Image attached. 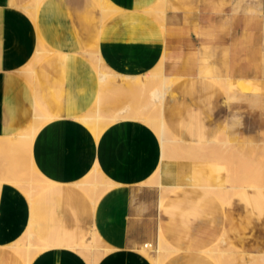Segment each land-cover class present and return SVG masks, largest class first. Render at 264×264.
Instances as JSON below:
<instances>
[{
	"label": "crops",
	"instance_id": "0c3cea01",
	"mask_svg": "<svg viewBox=\"0 0 264 264\" xmlns=\"http://www.w3.org/2000/svg\"><path fill=\"white\" fill-rule=\"evenodd\" d=\"M28 1L0 0V135L24 130L37 106L53 115L36 133L32 157L56 185L37 197L31 216L22 191L11 183L2 185L0 264H25L6 245L22 235L30 218L35 233L55 246L32 264L94 262L95 255L104 252L101 246L85 256L67 248L93 228L107 248L97 264H154L138 249L147 241L159 242L160 234L165 240L160 264H218L209 251L222 236L240 252L264 253V217L259 222L263 190L247 193L243 206L232 200L224 207L205 189L224 180L211 172L209 162L174 166L164 185L179 173H191L192 178L160 205L155 229L153 209L145 205L147 194L159 186L141 183L161 162L159 136L147 123L126 119L108 126L99 140L81 118L91 114L100 93L94 54H89L96 47L103 63L105 59L122 75L150 72L164 53L185 55L187 66L170 64L171 72L195 78L201 62L223 77L245 80L252 93H264V0H110L118 9L115 13H106L98 0H44L37 18L30 14ZM156 7L165 11L162 19ZM186 101L190 103V97ZM166 108L167 103L165 116ZM97 162L120 184L93 204L77 181Z\"/></svg>",
	"mask_w": 264,
	"mask_h": 264
},
{
	"label": "rangeland",
	"instance_id": "374dc122",
	"mask_svg": "<svg viewBox=\"0 0 264 264\" xmlns=\"http://www.w3.org/2000/svg\"><path fill=\"white\" fill-rule=\"evenodd\" d=\"M92 1L94 2V0ZM26 3H30V5H32V0H29ZM162 58L165 60L163 66L164 72L170 75L171 77L173 76L172 78L173 80H171L172 86L168 93L166 122L169 125L172 136L176 135L177 137L185 140V142L183 143L172 144L173 150L170 156L172 164L170 170L165 174V177L168 174L169 175L171 174L172 170L174 169V166L186 164L188 161L194 160L198 162H209L211 166L210 167L211 172L223 175L224 176L223 183H225L226 185L229 184V187L226 192H219L217 189L212 188L210 184H207L206 185L207 187L205 189L209 190L210 192L214 191L213 194H216V196L221 200L222 205L224 207H227L232 200L234 203L238 204L239 206L245 205L244 200L246 199L247 193H250L255 189H261L264 191V171H262L264 170V166H262L263 165L262 162H264V148H263L264 147V93L262 91H255L254 93H252L249 84L244 82L243 86L241 87L236 82L237 79H233L228 76L223 77L219 74L217 68L208 65L203 66L201 62H200V72L198 76H196L195 78L193 76H188L185 72H178V71L171 72L168 68L170 64H175L176 66L179 67L182 66L185 68L188 62L187 56L183 55L180 57H172L171 55L164 53V56ZM90 60L92 61L91 58ZM104 62L106 63L105 59ZM150 72L144 75H148ZM226 78H230L232 81L226 82L228 83L226 84L224 82L225 81L224 79ZM218 79H220L219 80L220 83ZM221 81L224 82V85H222L223 83ZM155 83L157 86L159 85L158 81H147L146 85H142L141 83L134 84L132 86H128V89L127 86L125 88V86L120 87V86L112 85L111 88L109 87V89L112 91L108 89L107 95L102 100L101 112L106 116H111L114 113H116L118 110L126 106H130L132 109L138 111L150 110V109H146L144 106L146 105V102L148 100V94L150 92L148 90H151L155 86ZM211 84L212 86H210ZM225 84L229 86L230 91L229 90L228 91L231 93L227 91L228 87L222 88L226 86ZM135 88H137V90H135ZM208 89L209 91H207ZM145 92L147 94H144ZM188 97H190L191 99L190 103H187L186 101ZM220 97H223L221 103L219 102ZM134 104H136L135 106L136 108L134 107ZM142 104L143 106L141 107ZM96 107L97 104L92 110L91 114L95 112ZM135 120L142 121L141 119H135ZM216 136L220 142H218L217 139L216 140L214 139L215 140L214 145L203 144L205 140L213 139ZM200 141L201 144L199 143ZM221 141H223V143L227 147H225L224 144L221 143ZM226 141H230V142H226ZM231 141H233L232 142L233 144L231 143ZM244 143L247 144L244 145ZM229 145L231 147H229ZM22 146L23 147L20 146L21 148L19 147L16 150H14L13 156L15 158H18L17 163L23 160L21 163L24 165V167H27L29 165L28 164L29 158L26 148L24 147V145ZM237 146L238 148H236ZM242 146H245L244 148L246 149L240 148L239 150V147ZM237 150H239L240 152L243 151L244 157L242 152L241 153L239 152L241 154L239 155ZM246 150H248V153H253V154H250L249 156ZM187 155L188 157H186ZM3 158L4 156L1 154L0 160L1 159L3 160ZM220 165L222 167H220ZM227 173H229L230 175H228ZM191 176H192L191 173H186V172L179 173L177 177L174 179V182L169 183L167 186L163 185V187L157 184L158 181L157 177L153 179V181L155 180L154 183L151 181L145 184L148 186H153V185L159 186V187H154L150 191V193L147 194L148 204L145 205L152 207L153 209L151 213L152 215H154L155 229L157 226V217L160 209V202H159L160 197L164 195L166 199V197L171 192L179 188L177 187L176 189H174L173 187L174 184H178V183L182 184V182L185 180H191L192 178ZM230 179L233 180L231 181ZM252 181L255 182L256 184L253 183L254 185H252ZM247 185L248 186L250 185L252 187H248ZM221 193L222 195H220ZM241 199L244 200L241 201ZM44 202L47 203L48 200ZM263 217L264 214L259 222L262 221ZM150 242L153 243V246L148 248L146 247L145 248L146 251L144 252V254L147 255L148 257L151 256L152 258H154L157 256L156 248L158 245V239L156 238L155 241H147L142 245L148 243L150 244ZM100 246L101 249L106 253L107 248L105 244L102 243L100 244ZM214 247H218L226 251H229L231 249L233 250L232 252L236 254L237 261L233 260L228 264H232V263L244 264L245 261L248 262L249 260H251L248 257L245 261H241L240 259L241 252L234 246V244L231 243V241H229L226 238V236H222ZM160 256L161 258L165 256L164 251L160 253ZM257 263L264 264L262 262H257ZM218 264L220 263L218 262Z\"/></svg>",
	"mask_w": 264,
	"mask_h": 264
},
{
	"label": "bare ground",
	"instance_id": "6f19581e",
	"mask_svg": "<svg viewBox=\"0 0 264 264\" xmlns=\"http://www.w3.org/2000/svg\"><path fill=\"white\" fill-rule=\"evenodd\" d=\"M43 1L44 0H32V5H30V3H29L30 7L28 8V10H29L30 14L34 18H37L38 8L40 7V4ZM98 1L101 3L102 9L106 13H109V12L110 13H115V12L118 11V9L113 5V3L110 0H98ZM160 2H161V0H160ZM26 7H28V5ZM155 9L157 10V7ZM155 9H154V12L156 11ZM162 11H164V10H162ZM162 11L160 12L159 10H157L155 12L156 15L159 18H161V19L163 18V14H162L163 12ZM152 13H150V14H152ZM89 54H94V58H95L94 65L97 68V70L99 72V76H100V93H99L98 99L96 100L97 101V107H96L95 112L93 114H89V115L83 116L81 118L97 134L99 140H100L101 136L103 135L104 130L109 125H111L112 123L117 122L119 120L141 119L142 121L146 122L157 133V135L160 138V143H161V162H160L157 170L154 172V174H152V176L149 179H147L146 181L142 182L141 185H145V184H147L148 182H151V181L154 183L155 180L153 181V179L157 177V179H158L157 184L159 186L163 187V185L165 184V181H164L165 180V174L170 170L171 164H172L171 157H170L171 154H172V150H173V145L172 144L185 142L184 139L179 138L176 135L175 136L171 135V130L169 128L168 123L166 122L165 107H166V103L168 101V93H169L170 88L172 86V81L171 80H173L172 79L173 76L171 77L170 75H168V74H166L164 72V67L163 66H164V61L165 60L162 58L160 60L159 64L153 70H151V72L148 75L140 76V75H134L133 74L134 75L133 76V75H127V74L126 75L119 74L114 69H112L111 67H109L105 63H103V61L101 60V57H98L100 55H99V51H98L97 47L94 48L93 51H91ZM34 70H35V68L33 66L30 67L29 74H28L29 77L33 75ZM180 78H182V77H180ZM174 79H175V76H174ZM214 80H215V78H214ZM219 80L220 79H218V81ZM224 80L223 81L225 83L232 81L231 79H224ZM147 81H158V83H159L158 86L155 83V86L153 88L150 87L152 89L148 90L150 92L148 94L147 102L145 100L146 105L144 107L146 109H150L152 111H150V110L138 111V110L132 109L130 106H126L124 108H121L120 110H118L116 113H114L111 116H106V115H104L101 112V103H102V100L107 95L109 87L111 88V86L113 85V86H120V87L125 86V88H126V86H127V89H128V86H132L134 84H140L141 83L142 85H146ZM218 81H217V83H218ZM224 82H222L223 84L222 83L221 84L224 85ZM236 82L238 83L239 86L242 87L244 82H245V80L237 79ZM219 83H220V81H219ZM226 84H228V83H226ZM210 86H212V84ZM133 87H135V86H133ZM227 87H228V89H227V91H228L229 90V86L226 85V86H224L222 88H227ZM143 89H142V92H143ZM131 90H132V88H131ZM135 90H137V88H135ZM224 90H226V89H224ZM110 91H112V90H110ZM207 91H209V89ZM236 91H237V89H236ZM211 92H212V90H211ZM245 92H246V90H245ZM229 93H231V92H229ZM144 94H147V93L145 92ZM211 94H213V93H211ZM118 96H119V94H118ZM242 100H243V98H242ZM135 106H136V104H134V107ZM142 106H143V104L141 105V107ZM53 118H54L53 115L48 114L41 107L37 106L36 109H35L34 117H33L32 121H31V123L24 130H22V131H20V132H18L16 134H13V135H5V136H1L0 135V155L2 154L4 156L3 160L2 159L0 160V194H1V190H2V185L4 183H11V184L15 185L17 188H19L22 191L23 196L28 201L29 210H30V216H31L32 206L34 205V202L36 201L37 197L40 194H42L43 192H45L47 190L49 191V189H51L53 186L56 185V182H54V180H50V179L46 178V176L43 175L39 171V169L37 168V165L33 161V157H32V149H33L32 146H33V142H34V138L36 136V133L38 132V130L45 123L49 122ZM177 129H178V127H177ZM43 137H45V135L42 136V138ZM203 139H204V137H203ZM214 139L216 140L217 136L214 137L213 139H207L205 141L203 140L204 141L203 144L204 145H209V144H213L214 145V143H215ZM217 141L220 142L218 139H217ZM226 142H230V141H226ZM232 142L233 141H231V143ZM199 143L201 144V141ZM221 143L224 144L223 141H221ZM246 144L247 143H244V145H246ZM22 145H24V147L26 148V151H27V154H28V158H29V163H28L29 165L27 167H24V165L21 163L23 160H21L19 163H17L18 162V160H17L18 158H15L13 156L14 150L19 148L20 146L23 147ZM224 146H225V144H224ZM238 146L236 148H238ZM225 147H227V146H225ZM229 147H231V146L229 145ZM244 147L245 146L239 147V150H240V148H244ZM228 149H230V148H228ZM232 149H233V147H232ZM244 149H246V148H244ZM239 150H237L238 154L241 155L240 154L241 152L243 154V151L240 152ZM248 150H246L247 153H248ZM249 152H251V151H249ZM248 154L250 156V154H253V153H248ZM20 157H21V155H20ZM90 157H91V155H90ZM186 157H188V155ZM243 157H244V154H243ZM222 163H223V161H222ZM262 163H263L262 166H264V162H262ZM223 165H224V163H223ZM220 167H222V166L220 165ZM93 168L94 169L91 171V173L90 174L88 173L87 176H85V178L82 181H80L79 183L77 181V185L91 196L93 204L94 203L97 204V201L104 194H106L111 188L119 185L120 183L117 182L116 180L108 177L102 171L101 165H100L99 162H97L96 166L93 167ZM262 171H264V170H262ZM227 174L230 175L229 173H227ZM225 176H226V174H225ZM230 180L232 181L233 179H230ZM259 181H261V180H259ZM253 183L256 184L255 182L252 181V185H254ZM208 184H210V186L212 188L217 189L219 192H226L228 190V187H229V184L226 185L223 182L222 183L221 182H219V183H208ZM180 186H181L180 183L173 185L174 189H176L177 187H180ZM248 187H252V186L249 185ZM74 191H76V189ZM218 191H216V192H218ZM213 192L214 191H212V193ZM70 194H71V192H70ZM70 194H69V196H70ZM220 195H222V193ZM39 199H40V196H39ZM42 199H43V197H42ZM42 199H41V201H42ZM50 199H51V197H50ZM164 200H165V197L163 195V196L160 197V200H159L160 205L163 204ZM41 206H43V205H41ZM95 206L96 205H94L93 209H95ZM57 208H58V206H57ZM48 215H49V213H48ZM46 222H47V220H46ZM51 226H53V224ZM47 234H48V232H47ZM102 243H103V239L99 235V233L96 230V228H93L89 232V234L86 237L83 238V240L81 242H79L76 245L75 244L74 245H69V246H67V248L78 250L83 256H85V255L89 254L93 248L100 247V244H102ZM164 244H165V240H164L163 236L160 234L159 242H158V245H157V248H156L157 256L154 257V258H152L151 256L148 257V258H150L152 260V262L154 264H160L161 263L162 259H161L160 253L164 251ZM6 246H9L7 248H11L13 251H16L17 253H19L21 255V257H22V259H23L25 264H32V262H33V260H34V258L36 256H38L39 254L45 252L48 249H51V248L55 247V246H53L51 244H48L44 240H42V238H40V236H38L35 233L33 225H32V222H31V218H30V221L28 222V225L26 226L25 231L22 233V235H20L17 239L13 240L11 243H9V245H6ZM6 246L4 245V247H6ZM141 246L142 247H140L138 250L141 253L144 254V252L146 251L145 248L146 247L147 248L148 247H152L153 243L150 242V244L148 243V244H144V245H141ZM232 251H233L232 249L229 250V251H226V250H222V249H220L218 247H214V248L210 249V251H209L210 253L209 254H211V256L216 261H218L220 264H228L229 262H231L233 260H236V258H237L236 254H234V252H232ZM104 254L105 253L103 252V253H99V254L95 255L96 256L95 261L92 262V263L90 262L89 264H97L98 260L102 256H104ZM248 257L254 262L256 261V262L264 263V253H260V254H256V253H242V252L240 253L241 261H245Z\"/></svg>",
	"mask_w": 264,
	"mask_h": 264
}]
</instances>
